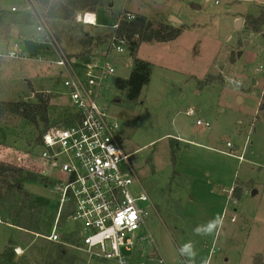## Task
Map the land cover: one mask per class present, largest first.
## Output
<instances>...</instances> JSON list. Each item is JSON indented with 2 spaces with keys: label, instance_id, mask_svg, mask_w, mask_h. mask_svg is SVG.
<instances>
[{
  "label": "rangeland",
  "instance_id": "374dc122",
  "mask_svg": "<svg viewBox=\"0 0 264 264\" xmlns=\"http://www.w3.org/2000/svg\"><path fill=\"white\" fill-rule=\"evenodd\" d=\"M102 4L96 26L83 24L80 13L54 21L56 31L51 25L59 46L69 56H78L93 39L104 35L123 10L142 14L154 23L184 24L185 28L173 41L140 43L136 59L151 67L150 82L139 97L142 103L134 107L114 103L121 95L111 77L102 81L99 90L121 119V145L135 152L141 183L155 205L157 212L146 217V225L156 248L167 261L177 264H264V25L255 32L248 29L245 19L256 17L264 0H103ZM191 4L200 8H191ZM11 6L19 8L11 12ZM25 10L23 0H0V45L20 44L12 35L16 26L35 30L33 16ZM236 19L241 22L239 28H235ZM85 31L94 36L89 44L84 41ZM0 66L6 70L0 78V101H33L41 93L49 96L51 120L60 123L70 113L69 101L56 83L63 77L57 67L27 59ZM133 67V62L122 61L113 76L127 79ZM176 84L181 87L177 102L167 103L166 94ZM197 119L210 126L197 125ZM35 135L36 129L19 116L1 118L0 164L51 178L54 168L40 157ZM226 152L243 153L244 160ZM171 153L177 157L174 168ZM235 184L246 195L228 203V190ZM57 206L49 184L40 177L22 182L13 196L0 191L2 263L50 264L56 245L64 246L42 236L48 233L45 224L55 222ZM61 213L58 227L64 221L62 231L74 230L76 222L63 217L64 210ZM218 215L222 227L206 235L203 230ZM16 216L20 227L11 225ZM198 227L200 234L194 231ZM189 241L196 253L194 262L179 252ZM65 248L63 264H116L85 257L71 246ZM5 249L13 251L12 261L2 257Z\"/></svg>",
  "mask_w": 264,
  "mask_h": 264
},
{
  "label": "built area",
  "instance_id": "2783aa9c",
  "mask_svg": "<svg viewBox=\"0 0 264 264\" xmlns=\"http://www.w3.org/2000/svg\"><path fill=\"white\" fill-rule=\"evenodd\" d=\"M23 6L35 12V27L42 34L40 42L45 44L48 54L31 57L12 43L0 45V59H27L57 67L63 77L56 83L61 85V94L69 101L70 108L60 123L50 126L42 135L40 157L54 168L49 191L58 201L57 218L49 234L42 235L44 240L71 246L85 257L108 259L116 264H177L160 254L147 229L146 217L156 211L155 205L141 183L133 157L135 152L125 151L121 145L120 136L124 131L121 119L99 92L104 79L116 78L113 76L116 64L132 62L133 47L122 23L134 21L136 14L120 11L110 29L100 36V42L95 38L85 46L86 52L69 56L52 36L32 0H23ZM10 9L17 11L14 6ZM87 14L82 16L83 24L95 26V16ZM196 124L210 126L200 119ZM226 146L232 148L229 142ZM226 154L244 160L243 154ZM141 203L144 205L140 206ZM67 206L68 219L76 222L79 245L65 244L61 241V232L57 231L59 216ZM132 213H135L134 220L129 219ZM121 214L123 219L119 218Z\"/></svg>",
  "mask_w": 264,
  "mask_h": 264
},
{
  "label": "trees",
  "instance_id": "16d2710c",
  "mask_svg": "<svg viewBox=\"0 0 264 264\" xmlns=\"http://www.w3.org/2000/svg\"><path fill=\"white\" fill-rule=\"evenodd\" d=\"M33 4L41 9L42 14L45 18V22L50 29L52 36L55 38V31L57 27L53 25L54 21H62V20H69L71 19L76 13L86 14L91 13L95 15L96 23H97V13L99 7L102 4L103 0H32ZM25 10V9H24ZM12 12V11H11ZM15 12V11H13ZM107 12V11H105ZM248 29L259 32L262 25H264V8L259 12L256 17L251 15L247 16L246 18ZM114 21V20H113ZM35 25V23H34ZM55 29H53V27ZM86 25V24H85ZM123 29L129 39L130 44H132V62H133V70L130 73L127 79L123 78H113L112 82L117 91L120 93V98H116L115 103L120 104L123 103L128 107H134L136 104L142 103V100L139 99L142 89L149 84V79L151 75V67L146 62H141L139 59H136L137 50L140 46V43H148V42H169L175 40L178 36H180L185 28L184 24L172 26L171 24H167L164 21H156L155 23L151 19H147L146 17L137 14L136 19L131 22H123ZM96 26V25H95ZM27 27V26H25ZM25 27L22 29H25ZM35 27V26H34ZM28 28V27H27ZM36 30V27H35ZM24 32V31H23ZM24 35V38H20L17 36V39L20 44L18 46H23L22 51L27 52V54L31 57L41 55L44 56L46 46L45 44H41L42 34L41 32L35 31L36 34L32 31H27ZM121 32V28L119 29ZM55 33V34H54ZM5 35L6 37L9 36V31H7ZM31 36V38L26 39V37ZM39 36V37H38ZM134 36H137L136 40H132ZM36 37V38H35ZM44 37V35H43ZM87 38L84 41L89 44L91 37L86 35ZM89 37V38H88ZM100 38L96 39V42H100ZM17 42V41H16ZM57 42V40H56ZM23 43V44H22ZM58 43V42H57ZM60 43V42H59ZM58 43V44H59ZM61 44V43H60ZM210 79V78H209ZM209 79L206 80L208 84ZM211 81V80H210ZM199 86H202L199 84ZM200 87L199 89H202ZM262 105L260 104V108ZM50 105H49V96L44 95L41 93L35 94V99L33 101H0V119L3 118L5 115H17L24 121L28 122L36 129V135L34 137V143L37 146H41L43 144L42 135L46 132V130L59 122L51 120L50 117ZM172 150V149H171ZM172 167H175L177 157L172 153ZM174 173V172H173ZM45 176V175H44ZM43 175H34L32 172H24L21 167H16L14 165H6L0 164V191L4 190L10 196H13L16 192H19L22 188V182L24 181H36L37 177H40V180L43 181L47 186L53 183V179L48 176L44 177ZM237 188L236 184L233 188H231L232 196L237 199L241 198L242 190ZM39 199H36V203ZM35 202H33L35 204ZM4 206V205H3ZM19 208L18 211H20ZM65 214L62 215L65 218L70 214V209H64ZM61 217V216H60ZM62 217V220L64 219ZM56 218V214L53 216V222ZM67 219V218H66ZM11 225L19 226V222L16 218L11 219ZM65 222L63 221L62 224L59 225L58 229L62 231ZM52 224L48 222L45 224L44 229L47 228V232L49 233ZM27 229V228H26ZM76 229V228H75ZM74 230L72 231H60L61 232V241L65 244L70 245H79V239L77 237V232ZM29 230V229H28ZM42 230V229H41ZM29 231H34L30 229ZM42 232V231H41ZM46 233V234H48ZM75 234V235H74ZM63 235L65 236L63 238ZM60 244V243H57ZM64 247V246H63ZM61 247L60 245H56L55 247V257L51 259L50 264H63L64 258L66 256V248ZM11 249H5L2 251V257L5 258L6 261H12L13 258V251ZM0 264L2 261L0 260ZM65 264V263H64Z\"/></svg>",
  "mask_w": 264,
  "mask_h": 264
},
{
  "label": "crops",
  "instance_id": "0c3cea01",
  "mask_svg": "<svg viewBox=\"0 0 264 264\" xmlns=\"http://www.w3.org/2000/svg\"><path fill=\"white\" fill-rule=\"evenodd\" d=\"M20 5H21V3L18 5L19 7H20ZM19 7H16V8H19ZM11 8V7H10ZM9 8V9H10ZM11 10V9H10ZM18 10V9H17ZM27 10V9H26ZM25 10V11H26ZM39 12H40V14L43 16V14H42V12H41V10L40 9H37ZM12 11V10H11ZM24 11V12H25ZM27 11H29V10H27ZM107 12H106V14H109L110 13V11L109 10H106ZM123 11H125V10H123ZM13 12V11H12ZM16 12V11H15ZM30 12V14L33 16V19H34V23H35V12L34 13H32L31 11H29ZM131 12V11H130ZM131 13H133V14H139V13H134V12H131ZM84 15V14H83ZM95 15H96V13H95ZM140 15H142V14H140ZM142 16H144V15H142ZM24 28V27H23ZM31 28V27H30ZM29 27L27 28V27H25V29H22V28H20V26H16V31H15V33L14 34H12V35H17L18 34V36L20 37V38H24V35L26 34V31H32V32H34L35 34H36V30H32V28L30 29ZM82 30V29H81ZM13 31V30H12ZM24 31V32H23ZM107 32V31H106ZM17 33V34H16ZM105 33V32H104ZM83 34H85V35H89V32L88 31H85ZM11 35V34H10ZM90 37H94V36H90ZM13 43V42H12ZM12 43H10V44H12ZM15 43V42H14ZM9 45V44H8ZM4 61V62H3ZM12 61H15V60H9V59H7V60H4V59H1L0 60V63H2L3 65H5V64H7V63H12ZM5 73H6V70L2 67V66H0V78H2V75H5ZM2 91V90H1ZM189 145H193L192 143H189ZM243 154V153H242ZM237 187H239L238 185H236ZM231 189V188H230ZM230 189L228 190L229 192L227 193V196H226V198H227V201H228V203H235L236 201H238V199L237 198H235V196L233 197L231 194V191H230ZM242 190V198L243 197H245V195H246V190H244V188H242L241 189ZM240 191V190H239ZM233 201V202H232Z\"/></svg>",
  "mask_w": 264,
  "mask_h": 264
},
{
  "label": "clouds",
  "instance_id": "9594fccd",
  "mask_svg": "<svg viewBox=\"0 0 264 264\" xmlns=\"http://www.w3.org/2000/svg\"><path fill=\"white\" fill-rule=\"evenodd\" d=\"M89 16H94V14H87ZM223 225V219L221 216H217L215 221L211 224L208 225V227L206 229H204V233L206 235H212L214 231L218 230L220 227H222ZM133 227H135V225H133ZM195 233L196 234H200L201 232V228L198 227L196 228L195 230ZM179 252L182 256H186L190 259V261H193L194 262V258H195V255L196 253L193 251V247H192V242L189 241L188 243L182 245L179 249ZM204 264H208L207 261L204 262Z\"/></svg>",
  "mask_w": 264,
  "mask_h": 264
},
{
  "label": "water",
  "instance_id": "95a60500",
  "mask_svg": "<svg viewBox=\"0 0 264 264\" xmlns=\"http://www.w3.org/2000/svg\"><path fill=\"white\" fill-rule=\"evenodd\" d=\"M191 8H195V9H199L200 5L197 4H191ZM170 20H175L176 22H180V20L176 17H170ZM235 28H239L241 25V22L239 19L235 20ZM252 83H255V79L252 80ZM181 93V87L179 85H172L170 87V89L168 90L167 94H166V99H167V103H173L176 104L177 102V97L178 95ZM256 192V191H254Z\"/></svg>",
  "mask_w": 264,
  "mask_h": 264
},
{
  "label": "snow or ice",
  "instance_id": "6c2138e0",
  "mask_svg": "<svg viewBox=\"0 0 264 264\" xmlns=\"http://www.w3.org/2000/svg\"><path fill=\"white\" fill-rule=\"evenodd\" d=\"M87 20L91 21L92 18L91 17H87L86 18ZM120 219H123V214H121V216L119 217ZM129 219H135V213H132V215L129 217Z\"/></svg>",
  "mask_w": 264,
  "mask_h": 264
}]
</instances>
